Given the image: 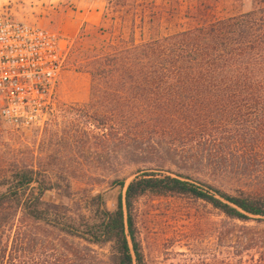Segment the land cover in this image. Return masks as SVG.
I'll return each instance as SVG.
<instances>
[{
	"label": "trees",
	"instance_id": "16d2710c",
	"mask_svg": "<svg viewBox=\"0 0 264 264\" xmlns=\"http://www.w3.org/2000/svg\"><path fill=\"white\" fill-rule=\"evenodd\" d=\"M125 1L118 12L129 21L128 36L110 35L79 52L80 71L89 75L90 84L84 107L91 109L97 136L104 137L108 130L110 136L136 143L137 149L160 144L217 149L193 156L208 164L218 161L214 174L221 187L192 180L187 172L171 176L144 169L127 182L123 200L118 196L112 210L96 193L82 199L85 213L73 218L41 199L52 189L69 196L67 175L13 164L0 176V264H83L75 253L48 246L43 233L48 229L87 244H108L105 264H141L131 208L145 192L188 195L204 200L227 219L264 224V171L254 169L256 131L264 134V125L258 128L254 122L255 106L264 105V7L135 39L133 31L151 26L160 7ZM191 2L183 14L195 18L202 4ZM229 159L235 165L228 166ZM112 181L123 186L117 178ZM255 248L251 264H264V244ZM84 256L90 264V255Z\"/></svg>",
	"mask_w": 264,
	"mask_h": 264
},
{
	"label": "rangeland",
	"instance_id": "374dc122",
	"mask_svg": "<svg viewBox=\"0 0 264 264\" xmlns=\"http://www.w3.org/2000/svg\"><path fill=\"white\" fill-rule=\"evenodd\" d=\"M191 1L202 4L195 18L183 14L188 0H140L144 7L152 3L160 8L151 26L146 24L141 32L136 28L133 37L163 35L205 18L264 7V0ZM126 2L0 0L1 13L54 32L63 56L51 104L36 116L37 120L27 126H15L0 116V176L13 164L53 168L67 175L69 196L52 189L45 191L41 199L51 209L73 218L77 213H85L81 210L82 199L96 193L102 194L106 208L112 210L123 191V186L112 179L125 184L144 169H158L163 174L187 172L192 180L197 178L215 186L221 183L214 174L220 165L218 161L208 164L207 159L201 161L193 156L195 152L217 149H174L164 144L155 149H137L136 143L110 136L108 130L107 136H97L91 109L84 107L89 100L90 84L89 75L80 71L79 52L99 45L110 35L123 39L128 36L129 21L122 20L118 12L119 5ZM255 111L254 122L259 128L264 125V105H256ZM256 134L254 169L264 171V134L262 130ZM232 160L225 162L235 165ZM56 181L62 185L60 179ZM131 218L141 264H251L252 257L257 255L255 246L264 244L263 223L227 219L204 200L188 195L145 192L133 200ZM43 233L48 246L59 252H73L83 264L88 259L84 255L89 254L90 264H105L108 244H87L50 229Z\"/></svg>",
	"mask_w": 264,
	"mask_h": 264
},
{
	"label": "built area",
	"instance_id": "2783aa9c",
	"mask_svg": "<svg viewBox=\"0 0 264 264\" xmlns=\"http://www.w3.org/2000/svg\"><path fill=\"white\" fill-rule=\"evenodd\" d=\"M63 56L58 36L0 12V116L27 126L51 104Z\"/></svg>",
	"mask_w": 264,
	"mask_h": 264
},
{
	"label": "water",
	"instance_id": "95a60500",
	"mask_svg": "<svg viewBox=\"0 0 264 264\" xmlns=\"http://www.w3.org/2000/svg\"><path fill=\"white\" fill-rule=\"evenodd\" d=\"M152 170L155 171L154 169H152ZM157 171L161 172V170H157ZM166 174L171 175V176H174V174L171 173V172H166ZM135 175H136V174H135ZM132 177H133V176H132ZM132 177H131V178H132ZM131 178H130V179H131ZM130 179H128L127 182H128ZM127 182H126L125 184L123 183V190H124V187H125V185L127 184ZM122 198H123V191H122V195H121V201L123 200Z\"/></svg>",
	"mask_w": 264,
	"mask_h": 264
}]
</instances>
